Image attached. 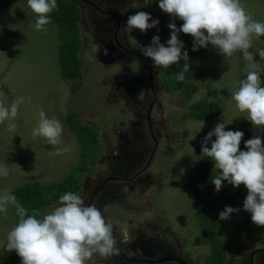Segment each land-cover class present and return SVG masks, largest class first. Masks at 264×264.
I'll return each instance as SVG.
<instances>
[{
  "label": "rangeland",
  "instance_id": "1",
  "mask_svg": "<svg viewBox=\"0 0 264 264\" xmlns=\"http://www.w3.org/2000/svg\"><path fill=\"white\" fill-rule=\"evenodd\" d=\"M69 1L75 2L80 10L78 24L86 43L80 53L83 67L78 77L70 80L63 78L60 72L58 25L53 17L49 15L51 22L45 26L46 30H36L37 14L30 9L27 0H18L0 12V85L3 87L0 100L10 106L18 97H24L17 117L12 121L16 124L15 130H8V121L0 124V165L9 168L7 177L0 176V192L35 181L52 185L83 165L86 169L79 176L80 186L74 193L86 203L105 177L116 176L106 188L119 194L125 205L113 202L102 207L105 219H111L113 225H121V228H127L128 219L134 221L132 224L147 223V227L156 229L187 262L204 264L211 252V243L199 227L196 198L185 188L184 182L194 168V152L201 133H209L218 123L224 122L226 131H242L250 139L259 135L264 140V130L254 128L248 114L240 112L232 98L241 80L246 78L250 65L239 51L225 60L211 44L193 51L194 38L191 36L192 41L187 45L191 71L186 74L188 82L198 86L197 91L188 100L179 91L168 92L164 77L169 67H155L151 59L152 93L144 60L118 61L104 46L113 43L115 20L81 0ZM88 1L101 10L116 9L120 20L118 37L129 39L133 46L147 47L152 38L162 32L158 26L146 33L127 26L128 17L139 11L158 19L163 13L159 0H120L118 6L100 0ZM241 3L253 14L254 20L264 22V0H241ZM262 48L264 36L253 37L250 51L264 66V60L256 53ZM141 62L145 72L133 94L143 105H136L123 91L115 90L113 78L122 71L136 77L141 73ZM184 64L181 59L176 65L183 67ZM261 79L264 81V76ZM77 83L78 88L74 91L72 86ZM201 99L216 102L220 114L205 120L184 116L189 105ZM151 102L154 103L150 117L155 142L146 122V111ZM40 111H44L47 118H56L62 123L61 144L53 146L45 138L32 135L38 126ZM69 113L92 127L96 142L81 139L71 130L66 119ZM65 147L70 150L60 155L50 154ZM151 152L154 157L147 167ZM112 162L116 164L113 168ZM141 183H144L143 187H140ZM235 191L248 193L244 185L239 188L231 185L229 192ZM58 204L59 200L53 201L37 213L38 218ZM235 208L240 209L235 213L237 221H243L250 214L243 206ZM224 222L227 221L223 220L216 236L226 246L225 264L233 263L239 254L243 256L263 245L264 241H248L246 233L233 230ZM16 223L18 217L14 207H9L7 215L0 213V264H22L19 255L15 260L5 255L7 234ZM132 224L128 226L132 227ZM258 257L262 262L264 254ZM89 264L114 263L109 258L94 256Z\"/></svg>",
  "mask_w": 264,
  "mask_h": 264
},
{
  "label": "clouds",
  "instance_id": "2",
  "mask_svg": "<svg viewBox=\"0 0 264 264\" xmlns=\"http://www.w3.org/2000/svg\"><path fill=\"white\" fill-rule=\"evenodd\" d=\"M30 9L37 14L36 30H46L51 22L48 15L58 8L57 0H27ZM159 8L172 17L167 26L171 30L167 46L161 43L156 35L151 44L142 48L144 56L154 61L155 67L167 68L185 61L182 70L174 73L179 82L185 80V73L191 71L189 55L179 34H189L194 38L193 51L200 47L207 48L211 44L225 60L239 51L243 59L250 65L246 78L241 80L238 90L232 93L236 107L248 114L256 129L264 130V66L254 59L250 51L253 37L264 36V22L253 19L241 0H159ZM183 21L177 27L175 20ZM152 21L149 23V21ZM159 25L158 19L144 11L130 15L127 26L147 32ZM261 60H264V48L257 49ZM107 54V49H105ZM3 94H0L2 96ZM24 97H18L11 105L0 100V124L8 121V130L14 131L16 124L12 121L18 115L19 106ZM226 124L218 123L204 138L201 156L211 158L219 174L212 177L211 182L217 192L222 190L227 181L236 188L244 185L248 194L243 209L251 213L254 224L264 227V140L259 135L245 142L246 151L240 148L244 132L225 130ZM62 123L56 118H47L44 111L39 113L38 126L32 135L47 140L53 146L62 143ZM216 139L213 141L212 137ZM211 141V147H209ZM70 148L57 149L51 155H60ZM195 159V158H194ZM197 160V159H196ZM9 168L0 165V176L7 177ZM15 208L18 223L8 232L7 251H15L22 259V264H89L94 256L107 259L118 255L114 227L107 222L102 212L94 204H86L80 195L66 192L59 199L53 210L37 218L29 215L11 190L0 192V213L7 215L9 207ZM239 208L227 206L220 212V220L230 219Z\"/></svg>",
  "mask_w": 264,
  "mask_h": 264
},
{
  "label": "trees",
  "instance_id": "3",
  "mask_svg": "<svg viewBox=\"0 0 264 264\" xmlns=\"http://www.w3.org/2000/svg\"><path fill=\"white\" fill-rule=\"evenodd\" d=\"M16 1L18 0H0V12ZM152 4L154 5V3ZM57 5L58 8L48 15L53 17L58 25V64L61 75L63 78L70 80L77 78L83 67V60L80 53L86 46V43L85 39H83L80 34L78 21L81 15L77 4L69 0H57ZM158 20V27H160L162 31L160 34L161 43L167 46L166 42L170 39L171 35V30L167 25L172 22V17L163 12ZM175 23L177 27H181L183 24L180 20H175ZM179 39L182 40L185 45L182 51L186 50L188 52L187 45L192 41L191 35L181 32L179 34ZM182 68L181 65L176 64L169 66L168 73L164 77V84L168 92L179 91L180 94L188 100L197 91L198 86L188 82L186 73V78L183 82H179L176 79L174 73H179ZM2 88L3 87L0 85V89ZM72 88L76 91L78 83L73 85ZM220 112L221 109L216 102L201 99L190 104L188 112L185 113L184 116L192 117L197 120H205L219 115ZM66 119L71 130L81 139H85L90 143L96 142L97 138L89 124L75 118L71 113L67 114ZM207 134V131H203L200 135L199 142L194 152V168L187 176L184 186L186 189L192 191L196 198L195 214L198 219V224L205 238L211 243V252L206 256L204 264H224L226 261V246L224 241L218 239L216 236V230L223 223V220H220L219 214L227 206L233 208L243 206L248 193L239 191L230 193L229 189L231 184L227 181L223 182L221 191H216L215 185L211 182L212 177L217 174L215 162L209 157L201 156L202 143ZM244 134L240 145L242 151L247 150L245 142L250 139L247 133ZM215 139L216 137H212L213 141ZM208 146L211 147V141H209ZM181 161L184 162V158H181ZM85 169L83 165H79L68 176L52 185H42L35 181L15 187L11 192L16 195L21 205L28 210L29 215L35 214L38 218L37 213L43 211L53 201L58 200L66 192H75L79 189V176L83 174ZM226 221L227 222H224V224L227 223L233 230L246 233L248 239L264 237V227L258 226L252 222L251 213L248 214L243 221H237L235 219V213H233L230 219ZM5 255L11 260H15L18 257L15 251L9 252L5 250Z\"/></svg>",
  "mask_w": 264,
  "mask_h": 264
},
{
  "label": "flooded vegetation",
  "instance_id": "4",
  "mask_svg": "<svg viewBox=\"0 0 264 264\" xmlns=\"http://www.w3.org/2000/svg\"><path fill=\"white\" fill-rule=\"evenodd\" d=\"M84 3H87L89 5H92L95 9L98 11L105 13L106 15L111 16L116 23V30L113 33V43L109 45H104L113 55L116 57L118 61L124 62V63H131L133 59L140 58L144 60L147 64L148 69V77L150 81V87L151 92H154L153 89V71H152V60L149 57L144 56L142 52V48L140 45L133 46L129 39L118 37V31L120 29V20L118 18V14L116 12V9L112 10H101L99 7L95 6L94 3L88 1V0H81ZM106 4L109 5H115L118 6L121 2L120 0H100ZM114 14H111V13ZM115 15L116 17H114ZM117 18V20H116ZM83 38V37H82ZM84 39V38H83ZM144 63L141 62L140 66V74L138 73L136 77L133 75V73H128L127 71H122L118 75H116L113 78V86L117 92L123 91L128 99L136 105H141V101L137 100L133 94V90L135 87L141 83L142 76L145 72L144 69ZM143 105V104H142ZM147 107L146 111V122H148V127L150 130L151 137L154 139L152 133V120L150 117V110L154 103H150ZM149 109V111H148ZM147 113L149 114V117H147ZM149 118V121H148ZM153 150V149H152ZM154 154L151 152L149 161L147 163V167L150 165V161L153 159ZM113 165H116L112 162L111 167L113 168ZM117 177L113 175H108L105 177L101 184L93 190V193L87 198L86 204H94L100 211L102 207L106 206L108 203L117 202L121 205H125L124 200L121 198V196L117 193H115L114 190H109L106 188V184L110 181H114ZM80 183V181H79ZM144 183H141L140 187H143ZM60 199V198H59ZM58 199V200H59ZM57 200V201H58ZM132 207L131 205H129ZM107 222H110L111 219H107ZM134 221H127L125 223L127 225V228H121V225H113L114 227V236L117 240V247L120 249V252L118 255H113L109 257L111 263L114 264H191L186 261L185 258H182L175 249L167 243L165 240H163L160 235L156 232V229H150L149 224L147 223H140L139 225L132 224ZM132 224V227H129L128 225ZM250 242H258V241H264V237H257L249 239ZM261 254H264V243L262 246L253 248L248 251V253H245L243 256L238 255V258L236 261L230 264H264V258L263 261H259ZM225 264V263H224Z\"/></svg>",
  "mask_w": 264,
  "mask_h": 264
},
{
  "label": "water",
  "instance_id": "5",
  "mask_svg": "<svg viewBox=\"0 0 264 264\" xmlns=\"http://www.w3.org/2000/svg\"><path fill=\"white\" fill-rule=\"evenodd\" d=\"M111 14H114V13L112 12ZM113 16L116 17L115 15H113ZM116 20H117V18H116ZM150 107H151V105L149 106V109H150ZM149 109H148V111H149ZM147 115H148L147 117H149V114L148 113H147ZM148 121H149V118H148Z\"/></svg>",
  "mask_w": 264,
  "mask_h": 264
}]
</instances>
